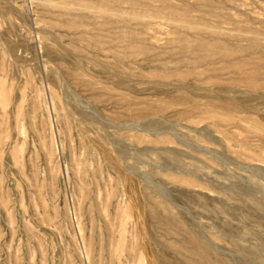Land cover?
<instances>
[{
  "label": "rangeland",
  "instance_id": "1",
  "mask_svg": "<svg viewBox=\"0 0 264 264\" xmlns=\"http://www.w3.org/2000/svg\"><path fill=\"white\" fill-rule=\"evenodd\" d=\"M49 1L0 0V264H264V136L235 119L264 127V90L209 83L234 102L227 110L212 95L218 114L235 115L218 123L192 112L181 88L152 87L177 79L156 74L175 65L172 54L119 62L114 44L105 54L82 48L70 42L62 7ZM236 2L242 11L228 12L238 19L223 27L264 20V0ZM171 25L155 22L146 43L164 45ZM76 49L96 84L66 76ZM198 70L181 81L201 102L207 83ZM122 93L134 99L130 107L115 100ZM146 100L167 106L136 118ZM182 109L188 116L176 117ZM196 240L209 249L206 263Z\"/></svg>",
  "mask_w": 264,
  "mask_h": 264
},
{
  "label": "bare ground",
  "instance_id": "2",
  "mask_svg": "<svg viewBox=\"0 0 264 264\" xmlns=\"http://www.w3.org/2000/svg\"><path fill=\"white\" fill-rule=\"evenodd\" d=\"M187 1L188 0H82V3H81L79 0H71V1L55 0L53 2H51V1H49V2H51V4L53 3V4H56V5H59L60 7H62L61 12L66 17V20H65L66 24L65 25L72 31V35H73V37L71 36L72 39L70 40V42L71 43H72V41H73V43L80 42L82 44V45H80L82 48H85L87 50L91 49V51L97 53V52H101L103 50L107 51L108 49H110L112 47L111 52L114 55V58L119 62L120 61L123 62L124 58L126 61V59L128 57L130 58V56L132 57V55H136V54H141V56L143 55V57H144V54L146 55L150 51H153L155 54H160L161 52L172 54V55H170L172 58L171 61H174L175 65L171 66L167 69H166V67H162V66L160 67L159 66L160 69H158L156 71V74H158L160 78L161 77L166 78V77H169L170 75H175L177 78L176 79L177 81L176 80H168V81H164V82H156L155 81L152 83V87L156 88V86H158V85H171L172 87L175 86L177 88H181L184 91V93H182V91L179 90V91H181L179 93L182 94L180 100L189 101L190 107L192 108V112L197 113V114L200 112L204 113L205 114V115L203 114L204 117H206V115H207L208 117H211L212 119H215L216 121H218V123H220L219 121L223 120L224 116L227 118H229V117L231 118L232 116H235V115H232V114L229 115L225 112L218 114V111H216V109H215L217 107L219 108V106L216 105L217 99L212 98L213 97L212 95L218 96L221 99V101L223 102L221 107L226 108V109L228 108L227 110H230L229 108H231L233 106L232 103H234V102H231V100H232L231 95L225 94V92L220 93L218 91L219 89H217L216 91L213 90L214 92L211 91V89H210L211 85H208L209 83H213V84L216 83L217 85H220V84L225 83V82L226 83L231 82V83H236L238 85L243 86L245 91H252V90H256V89H262V91L264 90V36H263L261 28H260L261 26H264V20H260L257 22L258 25H254V23L256 21H254V23H253V22H250L248 19H245L244 17L241 16V19L244 18V21L242 20L241 23L238 22L235 26H232V28L231 27L230 28L229 27H223L221 25L222 23L230 24L231 21L230 22H227V21L230 20V18H234L237 16V11L234 14L235 16H233V17L228 12V10L232 9V7L238 8L239 4H237L236 0H194L193 2H187ZM190 1H192V0H190ZM260 1L261 0H259V2ZM256 3H258V2H256ZM194 9H198L200 14L198 13L197 15H192L190 12ZM238 11H242L240 7L238 8ZM239 13L241 15L246 14L243 12H239ZM206 15L212 17V20L211 21L209 19L207 20V18H205ZM247 15H245V17ZM237 19H238V16H237ZM159 20L160 21L163 20V22L165 21V22L172 24L171 25L172 28L171 29L167 28V29H169V31L168 32L165 31V34H163V35H165L164 45H162V44L160 45V43L158 42L157 39L155 41L152 40L153 42L146 43V41H148L146 39L154 38L153 33L150 31L151 29L153 30V28L151 26L155 22H158ZM234 20H235V22L237 21L236 19H234ZM239 20H240V16H239ZM233 24H235V23H233ZM167 26H168V24H167ZM161 37H158L159 40H161L160 39ZM161 42H162V40H161ZM107 43L114 44V45L109 47L110 45H108ZM74 45H78V44H74ZM49 47H51V49H52L51 52L52 51L54 52L52 45ZM157 47H162V48L156 49ZM76 50H74V51H76ZM63 51H65V50H62V49L59 50L61 55H63ZM102 53L103 52H101L100 54H102ZM103 54H105V53H103ZM151 54H153V53H151ZM82 56H83L82 52L78 51V50H77V52L71 54V59L73 61V64H74L73 66H75V69H73V70L68 69V70H65L64 72H65L66 76L68 77V79L72 81V83H74V81H78L79 79H82L83 76H89L90 78H92L91 79L92 81L90 79H88L87 82H88V85L91 86V85H93L92 82H95L94 84H96V82L98 80H96L94 78V76H90V73H89L88 69L86 68V66L85 67L83 66V61H84L83 59L84 58L82 59ZM142 60H144V59H142ZM85 64H87V63H85ZM24 66H26V65H24ZM152 66H153V64H152ZM181 67H185V72H181V70H180ZM61 68L63 69V67H61ZM91 68H93V67H91ZM197 69H199L198 73L202 75V79H203L202 82L207 83V85L202 86L200 89L201 95L205 98V101L202 100L201 102L195 101L194 99H192L190 97V95H192V94H190L192 91L189 92L190 90L186 88L188 86L183 85L182 81H181L183 79V77L185 76V74H189L192 71L196 73ZM139 76H141V75H139ZM109 77H111V76H109ZM142 77H144V76L142 75ZM191 77H193V76H191ZM196 77H198V76H196ZM196 77H194V78L196 79ZM194 78H192V79H194ZM155 79H157V77H155ZM51 80H52V78H51ZM145 80H146V78H145ZM150 80H152V79H150ZM200 80H197V81H200ZM132 81L135 82L134 80H132ZM140 82H142V81H140ZM147 82H149V81H147ZM145 83H146V81H145ZM136 84H138V82H136ZM88 85H87V87H88ZM128 85H126L125 87H127ZM148 85H149V83H148ZM133 86H135V85H133ZM139 86L142 87V85H139ZM184 86H186V87H184ZM143 87H146V86H143ZM134 88H138V87H134ZM211 88H214V87L211 86ZM5 91H7V90H5ZM245 94H246V92H245ZM172 95H174V94H172ZM176 98H177V96H176ZM115 100L125 104V106L130 107V105H132V102L134 99L132 100L131 97L128 95V93H126V94L122 93ZM173 101H175V100H173ZM177 101H179V100H176L175 102H177ZM184 101L182 102V104H184ZM7 102H8V100H7ZM145 102H144V104H145ZM147 102L148 103L145 105L144 110H140V111L137 110L138 112L135 113L136 118L140 117V116L144 117L145 115H149V114L154 113L156 111L160 112L162 109L165 108V106H167V103L165 105L163 102L162 103H160V102L159 103L149 102V101H147ZM252 103H254V102H252ZM255 103H256V101H255ZM16 104H15V106H16ZM93 104H94V102H93ZM95 104H97V103H95ZM247 105H249V104H247ZM246 107H248V106H246ZM251 107H252V105H251ZM258 107H259V105H258ZM131 109H133V108H131ZM180 109H181V107H180ZM183 109H184V107H183ZM183 109H182V111L176 112L178 114H176L175 116L177 117V115H178V117L180 116L182 118L187 117L189 113L184 111ZM247 109H249V108H247ZM263 109L261 110V112L263 111ZM14 110H15V107H14ZM178 110H179V108H178ZM223 110H225V109H223ZM256 110H258V109H256ZM132 111H130L131 114H132ZM135 111H133V112H135ZM175 111H173V112H175ZM235 111H236V109H235ZM241 111H244V110H241ZM19 112H21V111L20 110L17 111L18 117L20 116ZM246 112H247V110H246ZM255 114H257V113H255ZM68 115L70 117H74V116H71L70 114H68ZM156 117H158V116H156ZM135 119H132V120H135ZM235 119L238 122L240 121L242 123L247 124L244 127V129L246 131H254V132L258 131L259 133L263 134V136H264V127H262L260 124H258L256 122H254L253 120H250V118L245 119V118L237 117ZM251 119H253V118H251ZM17 122H21V121L16 120V122H14V123L17 124ZM230 127H232V126H230ZM17 128H19V127H17ZM20 128H22V127H20ZM28 129H29V127H28ZM12 130H13V128H12ZM16 132H17V134H19L18 133L19 131H16ZM20 132H23V131H20ZM31 132H32V130H31ZM221 133H222V135H224V134L228 135L227 131H225L223 129L221 130ZM20 134L25 135L23 133H20ZM11 147H13V146H11ZM15 151L16 150H14V152ZM196 242L199 246V248H198V249H200L199 254L203 258V263L208 262V259H209L208 258L209 257L208 256V254H209L208 250L209 249H207V247L204 244L200 243L199 241L196 240ZM118 243H120V242H118ZM189 243H187V244H189ZM182 244H183V242H182ZM121 248H122V245L119 244L115 250V254L118 255L120 253V251L122 250ZM192 250H193V252H195V250L193 248H192ZM190 254H192V253H190ZM195 254H197V253H195ZM108 255H110V254H108ZM111 257L112 256L110 255V258ZM119 257H120V255H119ZM115 258H116V256H115ZM254 259L257 260L260 258H257V256H254Z\"/></svg>",
  "mask_w": 264,
  "mask_h": 264
}]
</instances>
